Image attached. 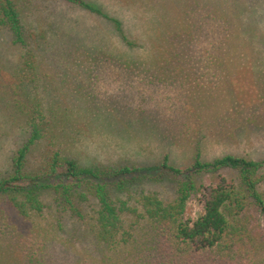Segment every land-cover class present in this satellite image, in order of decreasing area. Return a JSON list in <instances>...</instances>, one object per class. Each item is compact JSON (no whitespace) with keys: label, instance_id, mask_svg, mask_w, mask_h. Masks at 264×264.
Instances as JSON below:
<instances>
[{"label":"rangeland","instance_id":"1","mask_svg":"<svg viewBox=\"0 0 264 264\" xmlns=\"http://www.w3.org/2000/svg\"><path fill=\"white\" fill-rule=\"evenodd\" d=\"M16 1L29 36L23 46L0 32V177L10 174L38 110L50 125L28 155V170L54 151L105 167L153 166L168 153L184 168L197 146L205 161L264 158V0H84L100 14L66 0ZM176 26L183 35L174 39ZM27 56L34 70L26 73ZM207 175L198 185L216 181ZM137 183L129 204L139 210L140 193L176 198L170 177ZM43 198L49 206L36 223L0 198L1 263L118 264L126 257L103 249L88 221L58 219L53 196ZM201 198L191 197L186 219L202 214ZM140 241L145 262L171 264L174 255L183 264L168 238ZM214 257L195 252L186 264H217Z\"/></svg>","mask_w":264,"mask_h":264},{"label":"trees","instance_id":"2","mask_svg":"<svg viewBox=\"0 0 264 264\" xmlns=\"http://www.w3.org/2000/svg\"><path fill=\"white\" fill-rule=\"evenodd\" d=\"M66 1L101 13L84 0ZM3 30L10 33L15 44L27 45L29 35L16 0H0V32ZM172 34L174 39L183 35L182 27L173 28ZM30 59L27 56L26 73L34 70ZM28 125L29 137L12 157L10 174L0 177V198H6L8 206L20 214L34 221L48 209L43 197L53 196L58 219L66 214L88 221L103 249L116 247L126 256L118 264H151L143 260L146 243L140 240L151 243L158 236L171 240L183 264L195 252L208 250L218 259L217 264H264V158L226 154L205 161L197 146L192 163L184 168L173 165L168 153L153 166L105 167L83 165L76 158L54 151L39 169L28 170V155L43 139L50 122L38 110L28 117ZM228 170L232 178L221 174ZM207 174L216 175V181L198 185L199 177ZM169 177L176 182L177 195L172 202L156 193H140V210L129 204L134 199L131 194H137L133 192L137 182ZM125 193L130 197L119 196ZM197 193L202 196L203 212L196 219H186L189 200ZM257 213L263 223L260 230L259 224L251 220ZM170 260L176 264L174 255Z\"/></svg>","mask_w":264,"mask_h":264}]
</instances>
